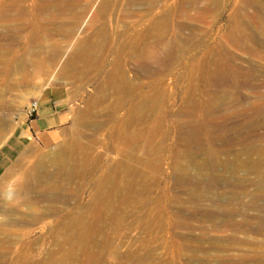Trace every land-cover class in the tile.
<instances>
[{
	"label": "rangeland",
	"instance_id": "374dc122",
	"mask_svg": "<svg viewBox=\"0 0 264 264\" xmlns=\"http://www.w3.org/2000/svg\"><path fill=\"white\" fill-rule=\"evenodd\" d=\"M88 1L82 0V7ZM101 1L89 6L77 34L96 39L105 30L93 55L95 68L65 71L73 42L57 35L54 40L71 47L48 75L13 83L8 90L0 75V208L6 202L12 209L0 223V264H15L19 250L30 253L33 262L52 256L47 264H61L66 252L62 264L264 260V217L257 215L264 203V151L250 150L252 145L264 149V0H108L113 14L95 19ZM149 1L156 2L155 12L168 18L165 51L144 61V90L156 99L147 113L145 136L127 137L134 129L126 124L130 101L125 100L116 116L109 114L118 102L109 76L121 65L131 70L135 81L141 80L128 42L129 36L137 38L136 23L151 17ZM206 4L209 10L202 13ZM144 43L155 41L149 37ZM10 77L14 82L20 73ZM97 94L107 97L91 104L89 99ZM42 103L48 112L64 113L65 120L38 133L31 124ZM247 120L259 123L258 135H248L255 140L250 145L240 140L254 130ZM42 132L55 136L41 142L36 135ZM62 149L70 155L65 172L57 174L51 157ZM27 151L38 152L31 166L44 163L43 181L30 188L34 171L19 169L3 180ZM246 154L257 159V168L237 167L236 157L246 160ZM141 155L145 157L140 161ZM191 186L227 202L228 220L240 221L246 207L262 231L223 225L224 214L211 222L207 213L217 205L209 198L190 199Z\"/></svg>",
	"mask_w": 264,
	"mask_h": 264
},
{
	"label": "bare ground",
	"instance_id": "6f19581e",
	"mask_svg": "<svg viewBox=\"0 0 264 264\" xmlns=\"http://www.w3.org/2000/svg\"><path fill=\"white\" fill-rule=\"evenodd\" d=\"M197 2L198 0H195V4H197ZM148 3H149V8L151 10V17L145 19V21L139 20L136 23L135 30L137 33V38H130L129 36V42H128L130 47L131 57L134 59V61L132 62L133 68L137 71L136 75L139 74L138 76L141 78V80L135 81V77L131 73V70L125 69L121 65L116 66L112 70L109 76V79L113 83L115 88L114 90L115 99H117L118 101L115 102V104L113 102V105L111 104L112 113L109 114H111L112 116H116L115 113L118 112L119 109L125 107L124 105L126 103L124 104V102H126L127 100L130 101L129 107L126 108L127 111L125 110L127 112L126 124L134 129H132V131L128 135H126L127 137L138 136L139 138L141 135L145 136L144 124L146 123L147 113L150 110V108L155 104L156 99L155 97L150 98L149 93H146L144 90L145 81L143 80V78H145L146 75L148 74L144 61L147 59L148 56L153 55L158 57L160 56V54L164 53L165 51V45H163L164 27L168 18L166 17L164 12L159 14L158 12L154 11L156 7L155 1H149ZM91 5H94V0H89L87 6H83V7H82V0H32L31 2L29 0H0V75L4 77L3 78L4 89L8 90L13 88V83H20V84L29 83L37 75L41 74L45 76L49 74V72L51 71L50 67L53 66L55 63H58L61 60V58L67 53V51H69L68 49L71 47L70 45L66 47L65 45H63L62 42H58L57 40H54L55 36L57 35L66 37L67 38L66 42L70 40L73 42L72 51L69 53V56L66 59L65 64L63 66L65 71L72 70L75 73H81L87 70H91L92 68H95L96 60L95 58H93L95 56L94 53L98 51V48L100 47L99 44L106 33L105 30L99 32L96 35V39L85 38L81 36L79 37L80 35L79 29L81 28L80 23L83 22L82 20L84 19L86 12L89 9V6ZM208 10H209V5L206 4L205 6H203L202 13H206ZM94 11L95 12L93 13L94 14L93 18L96 19L102 16L103 17L106 16L108 12L110 14H113L114 10L111 9L110 6H108V0H102L101 3L97 6L96 10ZM128 13L130 15L135 14V12L131 9H129ZM146 22L148 26L142 27V25L146 24ZM149 37H152L155 43H152L150 45L144 43V40L148 39ZM74 38L77 39L75 40ZM138 38L141 40L138 41L137 40ZM29 53L32 54L33 56L32 57L28 56ZM80 62L82 63V65L80 64ZM15 73H20V77L13 82L12 80L15 79L14 78L11 79L10 75L11 74L13 75ZM104 96L106 95L97 94L91 97L89 101L91 102V104L92 103L97 104L103 100ZM89 109L90 108H88L87 110ZM122 122L124 123V125H126L125 121L122 120L121 123ZM245 122L250 123L249 125L253 126L254 130L252 131L251 129V131L246 132L247 135L240 140H242L244 144L249 143L250 145V142L255 141L252 139L253 136L258 135L256 133L257 130L255 128H257L259 123L255 124V121H249V120ZM233 128L234 127H232L231 129ZM236 131L234 130V132ZM250 134L252 135L254 134V135L248 136ZM244 144L243 147H245ZM250 150L252 151V153L259 151L263 153L264 151L263 148L253 147V145H252V149ZM36 153L38 152L27 151L26 154L23 157H21L19 161L14 164V166H12L10 173H7L3 180H5L13 171H15V169H19L22 172L27 171V173L34 171V175H35L34 183L29 187L30 188L36 187L37 185L35 184L37 183V181L40 180L43 181V179L46 177L47 174L46 172L47 170L45 169L43 162H40V164L36 166H31V159ZM252 153L250 154V156H252ZM68 155L70 154H68V152L65 149H62L61 151L59 150L58 152H54V154L52 155L51 161L57 167L58 170L57 174H63L65 172ZM141 156L137 157L140 161L141 158L145 157V156L142 157ZM235 162L237 167L239 166V167L247 168L248 166H250V168L255 169L259 166V163H257V159L256 162H254L252 161V157L251 159L250 157H248L246 160L242 159L240 161H238L236 157ZM71 165H70V169L72 168ZM39 168H42V170H45V172L39 173L38 172ZM74 169L72 168V171ZM76 174L79 175L78 172ZM69 178L71 180V177ZM41 182H39L38 184H40ZM2 185L3 184L0 183V192L3 191ZM213 186H215V184H213ZM239 186L240 185L238 184L236 186L230 185L229 189L232 190V188ZM197 189H198L197 187H193V186L190 187V196H189L190 199L202 201L205 198H209V201H211L214 205H217L215 210L211 209L209 210V213H207L208 220H210L211 222H214L216 220L217 217L216 215L224 214V216L226 217L223 218V221L221 222V224L223 225L231 224L232 226H236L241 229L246 228L252 232L262 231V226L260 225L255 226L254 222L252 223V220H250L247 212L248 210H246L247 208L245 206L244 207L246 209L245 208L242 209L243 206L241 207L242 209L241 214L243 217L240 221H235L234 219L228 220L227 216L229 210L226 208V205L228 203L222 202L221 197L218 195H212L210 193H209V197L201 195L200 192L198 193L196 191ZM245 192L246 191L244 190L243 193ZM241 202L239 201V203ZM239 203L237 202V204ZM232 210L233 209H231L230 212H232ZM11 212L12 209L9 206H6V202H5V205L2 208H0V223L3 222L2 216L5 218L7 217L6 215L10 214ZM257 215L264 217V203L257 208ZM67 255L68 254L66 252L61 257L62 259L58 263L61 264L62 262L65 263V260L67 259ZM51 257L52 256H49L48 259L46 260L44 259L39 262H33L30 259V253L19 250L15 257L17 258L16 259L17 262L15 264H47V260H49ZM224 264H228V262ZM236 264H241V263L238 262ZM257 264H264V260L258 261Z\"/></svg>",
	"mask_w": 264,
	"mask_h": 264
},
{
	"label": "crops",
	"instance_id": "0c3cea01",
	"mask_svg": "<svg viewBox=\"0 0 264 264\" xmlns=\"http://www.w3.org/2000/svg\"><path fill=\"white\" fill-rule=\"evenodd\" d=\"M48 106L43 105V103L39 106L37 111L38 116L33 120L31 126L35 129L38 133L40 130H46L48 125H53L57 123H62L65 120L64 113L60 112L59 110L48 112ZM24 134L29 137V132L24 131ZM55 136L53 132H42L41 134L36 135V138L41 142H45L50 140L52 137ZM14 149V147H12Z\"/></svg>",
	"mask_w": 264,
	"mask_h": 264
},
{
	"label": "built area",
	"instance_id": "2783aa9c",
	"mask_svg": "<svg viewBox=\"0 0 264 264\" xmlns=\"http://www.w3.org/2000/svg\"><path fill=\"white\" fill-rule=\"evenodd\" d=\"M36 108H37V102H34V103L32 104V110L34 111V110H36Z\"/></svg>",
	"mask_w": 264,
	"mask_h": 264
}]
</instances>
